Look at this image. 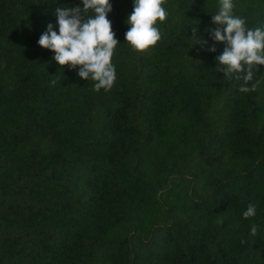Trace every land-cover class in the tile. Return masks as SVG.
<instances>
[{"label": "trees", "instance_id": "trees-1", "mask_svg": "<svg viewBox=\"0 0 264 264\" xmlns=\"http://www.w3.org/2000/svg\"><path fill=\"white\" fill-rule=\"evenodd\" d=\"M111 3L116 80L97 93L38 44L82 0H0V264H264V65L249 93L217 69L221 0H167L143 53L134 0ZM233 5L264 28V0Z\"/></svg>", "mask_w": 264, "mask_h": 264}, {"label": "clouds", "instance_id": "clouds-1", "mask_svg": "<svg viewBox=\"0 0 264 264\" xmlns=\"http://www.w3.org/2000/svg\"><path fill=\"white\" fill-rule=\"evenodd\" d=\"M166 3L167 0H134L133 12L126 21L130 27L125 33L126 42L134 51L143 53L161 40L157 24L164 23L168 18L164 7ZM233 7V0H221L218 12L212 15V22L218 25L211 30L213 39L227 45L223 53L216 57L217 69L229 78L237 74L236 79L243 81L241 92H254L260 82L250 84L254 80L253 69L259 71L258 66L264 65V28L246 27L244 19L232 14ZM112 11L111 0H82V7L57 8L59 32L49 24L38 40L39 46L55 53L54 60L60 66L79 67L78 76L94 81L93 90L97 93L101 89L110 91L116 80L112 58L120 43L108 18ZM211 51H215V47ZM56 83V80L51 81L53 86ZM255 216L256 207L249 204L243 217ZM250 234L257 236L255 224ZM241 243L246 241L242 239Z\"/></svg>", "mask_w": 264, "mask_h": 264}]
</instances>
